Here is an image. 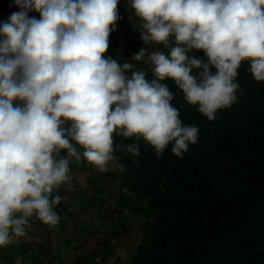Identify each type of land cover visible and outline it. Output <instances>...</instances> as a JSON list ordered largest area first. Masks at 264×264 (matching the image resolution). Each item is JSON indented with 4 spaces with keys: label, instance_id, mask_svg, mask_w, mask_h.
Here are the masks:
<instances>
[{
    "label": "clouds",
    "instance_id": "1",
    "mask_svg": "<svg viewBox=\"0 0 264 264\" xmlns=\"http://www.w3.org/2000/svg\"><path fill=\"white\" fill-rule=\"evenodd\" d=\"M120 2L14 0L0 22V249L33 220L56 229L73 162L123 172L115 153L141 140L183 158L199 128L168 81L209 122L238 102L243 64L264 82V0H124L145 46L123 63L107 54Z\"/></svg>",
    "mask_w": 264,
    "mask_h": 264
},
{
    "label": "trees",
    "instance_id": "2",
    "mask_svg": "<svg viewBox=\"0 0 264 264\" xmlns=\"http://www.w3.org/2000/svg\"><path fill=\"white\" fill-rule=\"evenodd\" d=\"M247 68L238 70V102L211 122L168 81L182 124L199 128L183 158L171 146L157 158L143 140L136 157L115 153L123 186L146 202L128 264H264V82Z\"/></svg>",
    "mask_w": 264,
    "mask_h": 264
},
{
    "label": "crops",
    "instance_id": "3",
    "mask_svg": "<svg viewBox=\"0 0 264 264\" xmlns=\"http://www.w3.org/2000/svg\"><path fill=\"white\" fill-rule=\"evenodd\" d=\"M13 5L14 0H0V22L18 11ZM117 9L121 19L110 34L107 54L123 63L145 45L124 0ZM70 168L71 181L57 193L62 199L55 209L61 217L56 229L31 221L27 238L0 249V264H128L141 240L146 202L123 186L118 169L99 173L83 160ZM100 245L107 253L93 259Z\"/></svg>",
    "mask_w": 264,
    "mask_h": 264
},
{
    "label": "built area",
    "instance_id": "4",
    "mask_svg": "<svg viewBox=\"0 0 264 264\" xmlns=\"http://www.w3.org/2000/svg\"><path fill=\"white\" fill-rule=\"evenodd\" d=\"M106 251L107 250L105 249L104 245H100L94 259L103 257V255L106 253Z\"/></svg>",
    "mask_w": 264,
    "mask_h": 264
}]
</instances>
